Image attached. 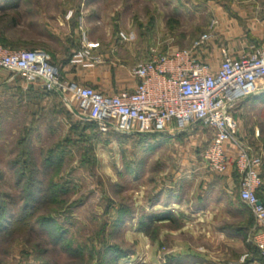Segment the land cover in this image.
<instances>
[{"label":"rangeland","instance_id":"1","mask_svg":"<svg viewBox=\"0 0 264 264\" xmlns=\"http://www.w3.org/2000/svg\"><path fill=\"white\" fill-rule=\"evenodd\" d=\"M48 1L52 36L40 49L67 67V79L82 84L67 65L84 36L100 43L90 69L124 65L132 75L155 51L194 47L216 23V37L196 49L204 60L218 61L223 23L245 24L253 12L245 5L264 2ZM0 73V82L7 81L0 84V264H247L259 257L254 215L239 198L237 175L201 164L213 136L205 124L173 123L174 131L157 136L103 133L75 112L68 95L41 88L38 96L20 85L11 90L6 85L25 79ZM261 93L240 101L233 113L237 133L261 157L264 177Z\"/></svg>","mask_w":264,"mask_h":264},{"label":"built area","instance_id":"2","mask_svg":"<svg viewBox=\"0 0 264 264\" xmlns=\"http://www.w3.org/2000/svg\"><path fill=\"white\" fill-rule=\"evenodd\" d=\"M215 25L192 48L151 53L132 69L135 86L115 93L67 79L42 49H12L0 43V68L20 75L28 84L39 83L46 91L68 95L75 112L103 133L151 135L166 133L173 123L181 127L205 124L213 136L202 151V160L210 171L224 174L233 167L237 173L239 197L254 215L251 237L264 264L262 160L237 133L239 122L233 113L240 101L264 91V41L239 56L223 46L215 67L196 49L216 37ZM83 41L70 62L94 67L92 49L100 43L86 36Z\"/></svg>","mask_w":264,"mask_h":264},{"label":"crops","instance_id":"3","mask_svg":"<svg viewBox=\"0 0 264 264\" xmlns=\"http://www.w3.org/2000/svg\"><path fill=\"white\" fill-rule=\"evenodd\" d=\"M245 6L247 8V11H253L251 18H249L245 24H241L242 22L235 18L230 19L229 23H223L221 30L219 31L221 34H223L221 35V39H225L223 40V45L226 46L235 56H239L248 51L253 45V43L259 44L264 41V2L254 1L247 3ZM247 13H249L250 15V12ZM51 20L52 12L49 1L46 2V0H0V43L5 44L11 48L28 47L30 49H40L41 47L46 45L45 40H51ZM93 52L98 53L99 46L95 47L93 49ZM54 55L57 56L56 53ZM56 56H54V58H56ZM220 60L221 59H219L218 61H212L215 67H218ZM67 66H70V68L73 66V71L75 72L76 77H78V79L84 82L85 85H90L106 93H115L127 88L131 89L136 84V79L133 77V75H128L126 73L124 65L116 66L113 72H110L109 70L107 71L106 66L104 65H99L96 68L90 69L82 65H74L69 61ZM65 68L67 67H63L62 70H65ZM1 70L3 69L0 68V72ZM113 73L114 75H112ZM1 76L2 75L0 73V77ZM15 76H17V74H13V76H11L8 80L12 81ZM6 82L7 81H1L0 84H5ZM19 85L20 89L29 90L36 95L40 93L37 91L42 89L45 90L39 83L28 84L20 82L12 83L6 86H12L10 88L11 90H18ZM252 97L253 96H250L247 100L251 99ZM174 130L170 129L166 133H170ZM228 148L233 149L230 144ZM234 152L235 151H232L231 154L234 155ZM201 164L204 166V168L208 169L203 160L201 161ZM233 172L234 169L233 167H231V169L226 174H231ZM236 183L238 184L237 178ZM259 195L264 201V184L259 190ZM160 197L154 203V208L156 209V211L161 210L159 208H161V204H163L162 197ZM211 200L212 197H209V199H207V202H211ZM174 203L177 204L175 201L169 200L168 205L170 204L171 206V204ZM164 209L167 210L166 212L172 210L171 207H165ZM158 214L160 213L151 211L150 213H148L149 217H157ZM197 214L200 213H197V210L194 209L193 215L196 216ZM254 226L255 221L253 227ZM247 264L263 263L259 255L258 258L256 257L250 259Z\"/></svg>","mask_w":264,"mask_h":264},{"label":"trees","instance_id":"4","mask_svg":"<svg viewBox=\"0 0 264 264\" xmlns=\"http://www.w3.org/2000/svg\"><path fill=\"white\" fill-rule=\"evenodd\" d=\"M75 53V52H74ZM74 53H72L71 55H70V57H69V60L71 59V57L73 56V54ZM163 134V133H162ZM162 134H151L150 136H157V135H162ZM149 136V135H148ZM234 173L237 175V173L235 172V170H234ZM237 177H238V175H237ZM238 180V183H239V179H237ZM259 197H260V195H259ZM240 198V197H239ZM261 198V197H260ZM261 200H262V198H261ZM27 218V215H25L24 216V218H21L20 220H18V223H20V221L23 219H26ZM151 218H153V217H151ZM257 250H258V248H257ZM259 251V250H258ZM260 254V253H259Z\"/></svg>","mask_w":264,"mask_h":264},{"label":"water","instance_id":"5","mask_svg":"<svg viewBox=\"0 0 264 264\" xmlns=\"http://www.w3.org/2000/svg\"><path fill=\"white\" fill-rule=\"evenodd\" d=\"M254 95H256V94H253V95H251V96H254Z\"/></svg>","mask_w":264,"mask_h":264}]
</instances>
